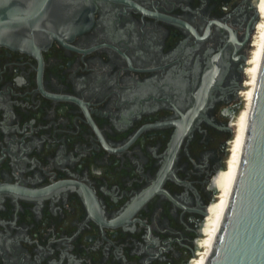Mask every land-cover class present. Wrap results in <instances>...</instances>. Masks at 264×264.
<instances>
[{"label": "flooded vegetation", "instance_id": "flooded-vegetation-1", "mask_svg": "<svg viewBox=\"0 0 264 264\" xmlns=\"http://www.w3.org/2000/svg\"><path fill=\"white\" fill-rule=\"evenodd\" d=\"M261 1L81 0L68 34L0 43V264L193 263Z\"/></svg>", "mask_w": 264, "mask_h": 264}, {"label": "water", "instance_id": "water-1", "mask_svg": "<svg viewBox=\"0 0 264 264\" xmlns=\"http://www.w3.org/2000/svg\"><path fill=\"white\" fill-rule=\"evenodd\" d=\"M80 6L81 0H0V43H50L76 25ZM205 264H264V51L237 176Z\"/></svg>", "mask_w": 264, "mask_h": 264}, {"label": "bare ground", "instance_id": "bare-ground-1", "mask_svg": "<svg viewBox=\"0 0 264 264\" xmlns=\"http://www.w3.org/2000/svg\"><path fill=\"white\" fill-rule=\"evenodd\" d=\"M262 20L258 25V31L254 37L253 50L247 69L248 82L247 90L244 92L245 106L237 115L235 125L236 132L230 145V155L227 165L222 170L219 178L220 193L217 202L212 206V214L205 226L204 238H202L203 250L192 264H205L211 252L216 234L220 228L223 216L228 206L230 194L237 176L241 153L245 140V133L248 123L249 112L254 96L255 85L264 51V0L261 1ZM219 175V174H218ZM218 183V182H217ZM201 245V244H200Z\"/></svg>", "mask_w": 264, "mask_h": 264}, {"label": "rangeland", "instance_id": "rangeland-1", "mask_svg": "<svg viewBox=\"0 0 264 264\" xmlns=\"http://www.w3.org/2000/svg\"><path fill=\"white\" fill-rule=\"evenodd\" d=\"M243 108H244V107H243ZM243 108H242V109H243Z\"/></svg>", "mask_w": 264, "mask_h": 264}]
</instances>
